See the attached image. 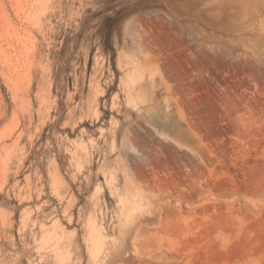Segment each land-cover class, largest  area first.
Wrapping results in <instances>:
<instances>
[{
  "label": "rangeland",
  "instance_id": "rangeland-1",
  "mask_svg": "<svg viewBox=\"0 0 264 264\" xmlns=\"http://www.w3.org/2000/svg\"><path fill=\"white\" fill-rule=\"evenodd\" d=\"M145 1L0 0V264H264V0Z\"/></svg>",
  "mask_w": 264,
  "mask_h": 264
},
{
  "label": "bare ground",
  "instance_id": "bare-ground-1",
  "mask_svg": "<svg viewBox=\"0 0 264 264\" xmlns=\"http://www.w3.org/2000/svg\"><path fill=\"white\" fill-rule=\"evenodd\" d=\"M218 5V4H217ZM255 17V16H254ZM251 18V19H254ZM257 17V16H256ZM256 17L254 20H256ZM248 20V19H247ZM259 20V19H258ZM262 21V19H261ZM246 22V21H245ZM241 23V22H240ZM239 23H237L236 25H238ZM241 25V24H240ZM244 25V24H243ZM239 26V25H238ZM241 27V26H240ZM251 32H252V35L254 36L255 39H258L259 40H262L264 39V26H258V25H253L252 28H251ZM249 33V32H248ZM234 37V36H233ZM205 233V232H204ZM234 248V246H233ZM208 252V251H207ZM229 252V251H228Z\"/></svg>",
  "mask_w": 264,
  "mask_h": 264
},
{
  "label": "water",
  "instance_id": "water-1",
  "mask_svg": "<svg viewBox=\"0 0 264 264\" xmlns=\"http://www.w3.org/2000/svg\"><path fill=\"white\" fill-rule=\"evenodd\" d=\"M152 4V1L151 0H147L145 2H140V3H137V4H132L128 7H126L122 13L123 16H126L128 14H130L132 11L134 10H137L139 8H142V7H148Z\"/></svg>",
  "mask_w": 264,
  "mask_h": 264
}]
</instances>
